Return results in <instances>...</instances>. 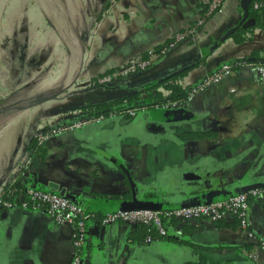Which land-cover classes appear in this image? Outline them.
<instances>
[{"label":"crops","instance_id":"obj_1","mask_svg":"<svg viewBox=\"0 0 264 264\" xmlns=\"http://www.w3.org/2000/svg\"><path fill=\"white\" fill-rule=\"evenodd\" d=\"M252 2L224 0L203 16V0H109L100 16L92 15L83 45L68 28L70 53L62 57L68 68L40 97L31 121L4 125L29 104L10 102L7 93L0 100V187L18 181L22 170L25 184L63 191L81 203L91 214L82 264H264L259 249L256 259L247 256L256 240L235 219L174 223L169 236L149 242L138 223H101L108 209L170 208L264 182V89L256 70L264 63V18L249 13ZM257 21L241 41L226 35L237 22ZM189 26V36L167 45ZM148 49L155 52L148 66L123 73L129 58ZM240 60L247 64L236 65ZM224 61L232 65L227 75L181 102L57 131L28 150L37 130L79 118L72 107L179 72L188 90ZM103 76L108 79L100 82ZM185 131L197 133L180 137ZM248 228L264 237V196H249ZM70 232V225H58L38 209L0 205V264H69Z\"/></svg>","mask_w":264,"mask_h":264},{"label":"built area","instance_id":"obj_2","mask_svg":"<svg viewBox=\"0 0 264 264\" xmlns=\"http://www.w3.org/2000/svg\"><path fill=\"white\" fill-rule=\"evenodd\" d=\"M224 0H203L204 14L209 16L214 11L220 9ZM252 7L264 12V0H253ZM196 20L200 24L204 17ZM193 26L178 30L172 34L167 45H174L176 42L189 36L193 31ZM167 46L162 47L164 51ZM155 56L154 49H148L145 53L134 55L126 62V68L123 73H129L148 66ZM236 65L247 64L244 60L236 61ZM232 69V65L224 61L213 70L205 73L195 84L189 86L187 96L201 90L215 82L220 81ZM258 73V84L264 89V63L256 64ZM108 79L107 76L100 78V82ZM166 104V103H164ZM162 104V105H164ZM159 106V105H155ZM161 106V105H160ZM141 108H129L126 110V116L134 115ZM121 115L117 112L109 114H99L97 116H80L62 126L43 127L34 134V143L36 147L41 146L49 137L62 130H73L90 123H98L111 116ZM26 159L22 161V168L26 165ZM21 178L13 183L0 187V205L4 207L19 206L27 209H38L47 213L54 223L58 225L71 226V253L69 264H82V253L86 241V219L91 214L79 202L75 201L69 195L60 193L54 189H45L35 185L24 183V172L20 171ZM249 196H264V185L252 187L246 190H240L225 197L210 201H204L193 204H182L170 208L153 206H132L116 207L104 211L101 216V223L107 224L118 221H129L138 223L145 228V241L158 240L171 234V227L174 223L187 222L195 219L208 221H219L223 218L235 219L242 227L246 235L256 240L255 244L246 252L247 256L256 259L258 249L264 253V237L255 236L248 228V208Z\"/></svg>","mask_w":264,"mask_h":264},{"label":"rangeland","instance_id":"obj_3","mask_svg":"<svg viewBox=\"0 0 264 264\" xmlns=\"http://www.w3.org/2000/svg\"><path fill=\"white\" fill-rule=\"evenodd\" d=\"M105 1L0 0V100L7 93L8 101L29 104L4 125L25 127L31 121L40 97L68 68V28L83 45L84 30Z\"/></svg>","mask_w":264,"mask_h":264},{"label":"trees","instance_id":"obj_4","mask_svg":"<svg viewBox=\"0 0 264 264\" xmlns=\"http://www.w3.org/2000/svg\"><path fill=\"white\" fill-rule=\"evenodd\" d=\"M102 9H100L95 18L100 16ZM249 13L255 17L260 16L264 18V12L250 7ZM261 24V21H257L254 25H242V23L236 24V27L227 35L232 36L235 41H241L247 37L246 32H251L253 28ZM226 37V36H225ZM180 72L177 74H171L159 81L144 86L142 88L130 91L127 94L114 97L109 100H102L97 102L85 103L79 106L72 107L71 109H79L81 116H97L99 114H109L110 112H117L126 116V110L129 108H141L152 107L155 105H162L168 101L181 102L187 98V88L180 82ZM196 131H185L180 133V137H188ZM36 148L34 139L29 142L28 150L33 152ZM140 225V224H139ZM145 232V228L140 225ZM145 235V233H142Z\"/></svg>","mask_w":264,"mask_h":264},{"label":"water","instance_id":"obj_5","mask_svg":"<svg viewBox=\"0 0 264 264\" xmlns=\"http://www.w3.org/2000/svg\"><path fill=\"white\" fill-rule=\"evenodd\" d=\"M251 1H252V0H241V2H242L243 5L246 4V3H249V2H251ZM108 2H109V0H106V1H105V4H104L103 7H105L106 4H107ZM246 11H247V10L244 11V14H246ZM233 29H234V27H232V28L228 31V33H227L226 35H228ZM262 185H264V182L254 183V184H251V185L248 186V187H245V190L248 189V188H250V187L262 186ZM238 191H240V190H237L236 192H238ZM59 192H60V193H64L63 191H59ZM236 192H234V193H236ZM232 194H233V193H232ZM199 202H204V201H195V202H190V203H186V204H193V203H199ZM132 206H137V205H129L128 207H132ZM153 207H155V208H160V207H157V206H153ZM119 208H121V207H119Z\"/></svg>","mask_w":264,"mask_h":264},{"label":"bare ground","instance_id":"obj_6","mask_svg":"<svg viewBox=\"0 0 264 264\" xmlns=\"http://www.w3.org/2000/svg\"><path fill=\"white\" fill-rule=\"evenodd\" d=\"M59 7V6H58ZM58 11V10H57Z\"/></svg>","mask_w":264,"mask_h":264}]
</instances>
